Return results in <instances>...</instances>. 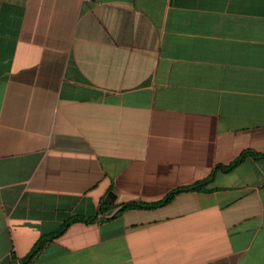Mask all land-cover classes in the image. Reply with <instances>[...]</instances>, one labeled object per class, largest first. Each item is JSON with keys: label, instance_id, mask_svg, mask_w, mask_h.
Segmentation results:
<instances>
[{"label": "crops", "instance_id": "obj_1", "mask_svg": "<svg viewBox=\"0 0 264 264\" xmlns=\"http://www.w3.org/2000/svg\"><path fill=\"white\" fill-rule=\"evenodd\" d=\"M263 156L264 0H0V264H264Z\"/></svg>", "mask_w": 264, "mask_h": 264}, {"label": "trees", "instance_id": "obj_2", "mask_svg": "<svg viewBox=\"0 0 264 264\" xmlns=\"http://www.w3.org/2000/svg\"><path fill=\"white\" fill-rule=\"evenodd\" d=\"M252 157V158H256L258 155L256 153L250 152V151H242L238 154V156L228 165L223 166V167H216L214 169H212L210 171V173L202 180L200 181H196L194 183H192L191 185L185 186V187H180L177 189H174L173 191L169 192L168 194H166L161 200L152 203V204H147V205H134V204H129V205H125L122 207V209L124 208H134V207H142V208H153L156 206H159L161 204L164 203H168L170 202L174 196L179 193V192H185V191H192V190H201L206 184L209 183L211 177L213 176V174L215 173L216 170H220L221 172H227L230 169L234 168L235 166H237L245 157ZM264 157V156H263ZM104 204L101 203L100 207L103 206ZM100 207H99V211H100ZM77 220V219H76ZM74 221V220H71ZM68 225V223H64L55 233L54 235H52L51 237L47 238V239H39L36 241V243L33 245L32 249L30 250L29 254L24 258L21 259L19 262H17V264H28L30 262V260L33 258L34 255L37 254V252L41 249L42 245L49 241L52 237H54L57 234H60Z\"/></svg>", "mask_w": 264, "mask_h": 264}]
</instances>
